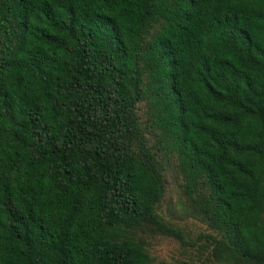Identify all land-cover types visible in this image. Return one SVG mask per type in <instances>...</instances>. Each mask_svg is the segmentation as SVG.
Masks as SVG:
<instances>
[{"label": "trees", "instance_id": "1", "mask_svg": "<svg viewBox=\"0 0 264 264\" xmlns=\"http://www.w3.org/2000/svg\"><path fill=\"white\" fill-rule=\"evenodd\" d=\"M162 241L264 264V0H0V264Z\"/></svg>", "mask_w": 264, "mask_h": 264}, {"label": "rangeland", "instance_id": "2", "mask_svg": "<svg viewBox=\"0 0 264 264\" xmlns=\"http://www.w3.org/2000/svg\"><path fill=\"white\" fill-rule=\"evenodd\" d=\"M167 194L168 202L170 200V203L174 205V208L172 205L169 208L168 204H165V206L169 209L168 215L169 217H171L173 222L179 224V227L183 228L186 233L188 232L191 235H195L197 231L205 229L204 225H201L198 221L194 220L190 216L186 217L179 212V207L176 202V193L169 190ZM163 213L166 217H168L165 211H163ZM178 248L179 246L174 242L162 241L160 242V244L158 243L157 246L152 249V253L158 256L160 260H163L167 264H172L175 259L179 258Z\"/></svg>", "mask_w": 264, "mask_h": 264}]
</instances>
